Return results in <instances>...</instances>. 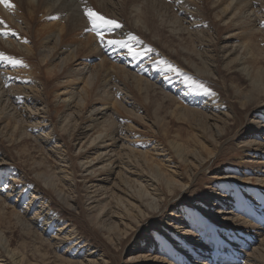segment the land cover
Segmentation results:
<instances>
[{"label":"bare ground","instance_id":"1","mask_svg":"<svg viewBox=\"0 0 264 264\" xmlns=\"http://www.w3.org/2000/svg\"><path fill=\"white\" fill-rule=\"evenodd\" d=\"M119 1L103 0L112 16L123 15ZM135 1L132 21L145 29V15L152 21L144 5L148 0ZM198 1L150 5L160 7L158 16L177 15L176 21H161L168 26L167 39L186 38L182 33L196 37V49L180 43L175 50L181 66L172 59L174 44L167 42L171 53H161L144 43L135 47L130 34L108 28L91 32L84 15L78 17L80 8L88 7L85 0H0V222L13 221L32 242L27 254L26 240L14 244L0 231V264H38L37 258L48 264L53 257L56 264L111 263L103 248L65 217L64 211L76 207L77 182H84L89 202L82 213L93 234L104 232L118 246L133 219L143 228L148 217L173 207L170 228L161 235L156 228L149 231L131 252L159 251L157 258L166 264H264V65L257 63L262 53L251 40L262 30L264 9L259 0H213L214 17L229 30L221 41L216 35L205 41ZM103 35L115 39L106 37L103 44ZM94 59H100V80L90 90L86 79L95 75ZM221 67L240 82L215 87L209 73ZM119 78L150 102V92L161 95L153 103L149 134H139V114L113 100L121 93ZM52 79L60 84L47 88L45 81ZM51 109L60 126L49 123ZM173 122L187 123L188 130H172ZM65 134L78 142L75 153L69 152ZM29 138L42 160L32 161L25 144L18 148ZM228 149L235 151L231 163L215 168ZM209 168L216 174L209 175ZM199 172L209 183L197 200L200 211L175 205L179 191L188 190ZM123 219L129 220L126 226ZM135 241L132 236L126 246ZM255 241L259 245L248 251ZM42 246L52 247L53 255ZM148 254L132 256L126 264H161Z\"/></svg>","mask_w":264,"mask_h":264},{"label":"rangeland","instance_id":"2","mask_svg":"<svg viewBox=\"0 0 264 264\" xmlns=\"http://www.w3.org/2000/svg\"><path fill=\"white\" fill-rule=\"evenodd\" d=\"M88 3V7H84V8H80V13H78V17H81L84 15V18L87 20L89 27L91 28V32L93 33H97L98 31H102V32H107V28L111 30V32L114 33H118L117 35H123L126 36L128 34L129 38L133 39L134 41L131 42V44H134L135 47L137 46L136 44L140 43H144V45H148L150 47V49H152L153 51H155L156 49L154 47H157L158 50L161 53H171V48L168 46L167 42L170 44H174L172 46V48L174 49V53L173 54V60H175L179 65H183L182 59L178 56V54L180 53L179 51H175L178 49H181V44L189 47L190 49L194 50L196 49V45H197V39L196 37H188V35H184L185 33H182L180 35H182L183 37L186 38H173V39H167V35L165 34L164 31V27H168L165 26L163 24H161V21L163 20L164 22L168 19H171L173 21H176V14H174L173 12H171L172 16H166L161 15L158 16V10L160 9L159 6L152 8L150 5L152 3L153 0H148V1H144V5L147 8V11H150L151 15H152V21H148L146 19V15H145V29H141V28H137L134 24V22L132 21V5L133 3L136 5H139L136 1L135 2H131V0H120L119 2L122 4V14L115 16L111 15V12L104 7V2L103 0H85ZM163 2V0H161ZM166 2H169L171 0H165ZM213 0H199L197 3V9L199 12L196 13V17L197 18H203L206 21V26H204L206 35H205V41L207 39H210L212 37H214V35H216L217 37H221V36H225L226 33L228 32L229 28L225 25H221L219 20L216 19L213 15V12L215 11V7H218V5H213ZM165 3V2H163ZM258 3L263 6L264 9V0H259ZM258 4H256L257 10L261 9ZM90 12H92L94 14V16L92 17L90 15ZM146 11V12H147ZM163 11V10H162ZM264 10H262L261 14L264 15ZM181 21L182 18L184 17V14H179ZM98 18L100 19V22L97 23ZM254 18V16L252 17ZM179 24V23H178ZM187 22H182L181 26L186 25ZM252 24V23H251ZM180 25V24H179ZM194 27L198 28V26L193 25ZM115 27V28H113ZM258 28V27H256ZM125 29V30H124ZM261 30V29H260ZM256 30L251 37L252 40V44L254 45V49L255 52H261L262 53V60H260L259 62H257L258 64H263L264 65V24L262 25V30ZM118 31V32H116ZM128 31V32H127ZM126 33V34H125ZM87 35H83L82 38H85ZM105 36V35H103ZM106 37L109 38L108 40L111 39H115L114 36H105V40L102 41V43L104 44V42L106 41ZM148 41V44L145 43V41ZM220 41L222 40V38L219 39ZM146 41V42H147ZM107 42V41H106ZM135 42V43H133ZM203 49V48H202ZM163 50V51H162ZM102 56H105L102 55ZM166 57L168 58V55H166ZM43 57L38 55L37 59L41 60ZM213 60V58H211ZM80 61H76L74 63L71 64L72 67H75L78 65ZM100 59H94L93 60V66H92V72L95 73L94 76L90 75V77H87V84L90 85L89 89L92 90L96 85H99V80L98 79V75H99V71L97 69V65L99 64ZM197 64L199 67H203V63L201 59H197ZM208 68L210 67L209 64L207 63ZM216 67V66H215ZM203 73H209V72H204ZM221 73V75H220ZM211 75H213L215 78L214 80L218 82V84L215 85V87H218L220 85L226 86L228 87L231 84H236L239 83V76L236 75L234 72H231L229 74H227L222 67L219 69V71H217L216 73L213 72L212 70L210 71ZM44 80H46V78H44ZM45 85L47 86V88L51 85H59L60 83L57 82L56 80L52 79V80H47L45 81ZM246 84V83H245ZM119 87L121 88V93H116L113 96V100H115L117 103H121L123 105H125V107L127 108L128 112H134L136 114H139V116L136 118L137 120H135L136 124H137V129L139 134L143 135V134H149L150 132L146 130H151V128L153 127L152 125V116H154L153 112H154V102H156V100H158V102H160V98L158 95L154 94L153 92H150V95H152V101H148L147 98L141 97L140 94L136 91V89L132 86L127 85L126 83L122 82L121 78H119ZM219 88V87H218ZM56 89V87H55ZM53 90V87L51 88V91ZM215 90H219V89H215ZM229 91V92H228ZM227 91V94L229 95V98H232V92L230 90ZM153 93V94H151ZM226 93V92H225ZM224 93V94H225ZM226 95V94H225ZM161 96V95H160ZM53 99V98H50ZM232 101V99H231ZM234 104L237 105L236 102H234ZM46 105V104H45ZM38 107H43L41 105H39ZM126 108H124V111H126ZM52 111V109H51ZM63 114V113H62ZM61 114V115H62ZM124 114V113H123ZM127 114V113H125ZM59 115V114H58ZM49 118L51 119L49 121V123H56L57 125L60 126V119L59 116L56 117V113H54L52 111L51 114H49ZM172 123H170L171 125ZM175 124V125H174ZM169 125V126H170ZM174 125V126H172ZM170 127L172 128V130H176V128L178 127L179 129H181V131L185 130L184 132H186V130H188V125L187 123H183V122H173ZM239 128L241 127L240 124L237 125ZM175 128V129H174ZM237 128V127H236ZM142 131V132H141ZM145 131V133H144ZM181 132V133H184ZM146 138H148L146 136ZM145 138V139H146ZM72 136L68 137V135L66 136L65 134V140L67 141V145H68V149L70 150L69 152L71 153H75L76 150H79V145H77L78 142H76V144H74L72 142ZM22 144L26 145V148H28L30 150V157L32 159V161L36 162V161H40L42 160V157L39 155L38 152V147L35 146L36 142L32 139H28L27 142H22L21 144L18 143L19 147H23ZM121 144V143H120ZM230 150V154L229 155H224L215 165V168H219L222 167L224 165L230 164L232 158L234 157V153L235 151L232 149H228ZM15 153V152H14ZM66 153V152H65ZM15 161L17 160L16 157H14ZM21 164L20 161H17ZM34 165V163H33ZM213 167V168H214ZM24 171H27V169L25 167H21ZM43 170H45V168L42 167ZM206 172L213 176L214 174H216V171H214L212 168H209L206 170ZM201 178V179H200ZM204 176L199 172L197 174V176H195L194 180H193V184L192 186H188V190H183V191H179V197L175 202V205H179V206H186V207H192V209L196 210L197 212H199L200 210L197 207V200L198 198L201 196V192L203 189H205L207 187V185L209 183H207V181H203ZM78 180V179H77ZM204 182V183H203ZM79 183L78 186L76 185L75 189L76 192L75 194V199L74 200L76 207L72 208L73 211H64L65 213V217L67 218H72L76 221V223L78 224V226L81 228V232L84 233V235L86 237H89L92 240H95L104 250V253L108 256L109 259H111V263L110 264H126L127 261H129V258L132 256H142V254L146 253L148 254L146 251V249H142L139 251H133L131 252V248L135 246V244L137 243V245L140 243L141 239L144 238L149 231L154 230V228H156V230H158L157 232H160L159 235L162 234V232H164L165 230H167L168 228H170V226L168 225L169 223H171L170 217L169 215L171 214L170 212L173 211V207H169L166 208L163 212L159 213V215L155 216V217H148V219L145 221L146 226L141 228L142 225L141 224H136V221L133 219V221H131V225H129L128 231H129V235L127 238H125V240L127 241V239H130L132 236H135V239H137V241L135 242H129V244L127 243L126 246V241L123 242V245H116L114 244L109 238L104 237L105 234L104 232H102V235L99 233L98 236L93 234L92 230H91V225L87 220V215L82 213V205H88L89 201L85 200V186H84V182H77ZM191 184V183H190ZM67 190H65L66 192ZM118 193V191L116 192ZM30 197V195H29ZM28 197L27 201L30 200V198ZM85 202V203H84ZM56 206H60L58 203H56ZM61 208V207H59ZM30 213V212H29ZM152 214V213H151ZM150 215V214H149ZM227 215V214H224ZM151 216V215H150ZM151 218V220H150ZM124 226L127 225V223H129V220L123 219L121 220ZM253 221L255 222V220L253 219ZM252 222V223H254ZM11 223V224H10ZM258 224V222H255L254 224ZM2 224V225H1ZM134 228L132 227V225H135ZM123 225L121 224V228L123 227ZM264 227V225H261ZM14 227V228H13ZM174 227V226H173ZM16 229V230H15ZM172 230V229H171ZM0 231L3 232V234L8 237V240L13 241L14 244H18L20 245V243L23 240H26L27 244H26V248H25V252H30V248L32 247V242L30 241V238H26L22 235L20 229L14 225L13 221L12 222H0ZM18 231V232H17ZM123 230H120L119 233L123 234L124 232H122ZM16 232V233H15ZM20 232V233H19ZM127 235H125L126 237ZM224 238V237H223ZM134 240V239H133ZM132 241V240H131ZM110 242V243H109ZM30 244V245H29ZM16 245V246H18ZM27 245L28 248H27ZM134 245V246H133ZM259 245V242H256L253 244L252 248L249 247L248 251H252L253 247H256ZM43 248L42 251H47L49 255H53L52 254V247L51 249L47 246H42ZM218 247V246H217ZM64 248V247H63ZM147 248V247H146ZM65 249V248H64ZM246 249V248H244ZM247 250V249H246ZM157 254H159V251H155L152 250L151 252H149V254L147 255V257H150L153 263H164L165 259L164 258H157ZM142 259V257H141ZM154 259V260H153ZM264 260V259H263ZM49 263L48 264H56V261H54V257L48 259ZM99 261V260H98ZM33 262L38 263V264H44L42 261H40V259H34ZM225 262V261H224ZM236 264H243L242 262H238Z\"/></svg>","mask_w":264,"mask_h":264}]
</instances>
